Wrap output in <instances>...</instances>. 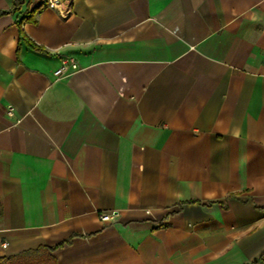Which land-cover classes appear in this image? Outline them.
<instances>
[{
    "label": "crops",
    "instance_id": "crops-1",
    "mask_svg": "<svg viewBox=\"0 0 264 264\" xmlns=\"http://www.w3.org/2000/svg\"><path fill=\"white\" fill-rule=\"evenodd\" d=\"M46 1L0 18V258L264 264V0Z\"/></svg>",
    "mask_w": 264,
    "mask_h": 264
},
{
    "label": "trees",
    "instance_id": "trees-1",
    "mask_svg": "<svg viewBox=\"0 0 264 264\" xmlns=\"http://www.w3.org/2000/svg\"><path fill=\"white\" fill-rule=\"evenodd\" d=\"M33 0H13L12 7L9 10L0 11V18L9 15L15 14L22 10V8L27 4L30 5ZM63 3H67L68 0H60ZM48 6V2L41 4L37 11L42 10ZM28 21L35 22L32 17ZM21 40L24 41L30 48L37 52H44V49L36 45L23 31L22 23L19 24ZM64 246V244L55 247H40L37 250H30L22 252L18 255L9 257V258H0V264H57L56 259L52 256V253L57 249Z\"/></svg>",
    "mask_w": 264,
    "mask_h": 264
},
{
    "label": "built area",
    "instance_id": "built-area-1",
    "mask_svg": "<svg viewBox=\"0 0 264 264\" xmlns=\"http://www.w3.org/2000/svg\"><path fill=\"white\" fill-rule=\"evenodd\" d=\"M47 2L49 7L55 9L60 8L62 5V2L60 0H47ZM80 70L81 66L74 57H64L61 59V65L59 66V68L54 71L55 81H61L69 75L74 74ZM7 116L11 119H15V109L12 106H9L7 108ZM16 122L19 123L20 121L17 120ZM101 219L104 222H109L112 220V215L108 213L101 214Z\"/></svg>",
    "mask_w": 264,
    "mask_h": 264
}]
</instances>
